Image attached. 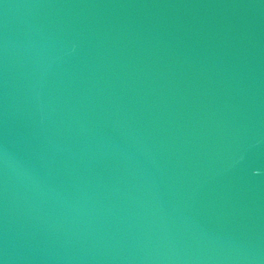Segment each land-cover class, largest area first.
Wrapping results in <instances>:
<instances>
[{
    "label": "water",
    "instance_id": "95a60500",
    "mask_svg": "<svg viewBox=\"0 0 264 264\" xmlns=\"http://www.w3.org/2000/svg\"><path fill=\"white\" fill-rule=\"evenodd\" d=\"M0 264H264V0H0Z\"/></svg>",
    "mask_w": 264,
    "mask_h": 264
}]
</instances>
